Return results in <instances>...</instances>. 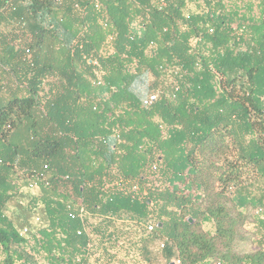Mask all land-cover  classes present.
<instances>
[{
	"label": "trees",
	"instance_id": "1",
	"mask_svg": "<svg viewBox=\"0 0 264 264\" xmlns=\"http://www.w3.org/2000/svg\"><path fill=\"white\" fill-rule=\"evenodd\" d=\"M260 181L264 0H0V264H264Z\"/></svg>",
	"mask_w": 264,
	"mask_h": 264
},
{
	"label": "rangeland",
	"instance_id": "2",
	"mask_svg": "<svg viewBox=\"0 0 264 264\" xmlns=\"http://www.w3.org/2000/svg\"><path fill=\"white\" fill-rule=\"evenodd\" d=\"M244 195L246 202H251L255 206L252 207L250 204L243 207L242 211L247 219L242 229L243 239L237 242L236 250L240 253H249L254 252L260 247L264 249V181L253 182L247 185ZM258 200H261V203H258ZM6 214L13 219L20 214V209L15 202L8 205ZM14 221L17 222V220ZM204 228L209 232L213 231L211 223H206ZM120 248L115 249V251ZM151 252L153 253V251ZM119 253L125 255V250L121 249ZM151 258L154 260H152L153 264H165L161 253L154 252L151 254Z\"/></svg>",
	"mask_w": 264,
	"mask_h": 264
},
{
	"label": "built area",
	"instance_id": "3",
	"mask_svg": "<svg viewBox=\"0 0 264 264\" xmlns=\"http://www.w3.org/2000/svg\"><path fill=\"white\" fill-rule=\"evenodd\" d=\"M154 97L151 98V100H153ZM147 104V102H146ZM157 172V167L155 165L150 166L149 171H148V179L154 180V176ZM118 187H120L122 190H124V192L128 193L129 195H131L132 197H141L142 195H144V189L143 186L140 184H131L128 186H125L124 184H119ZM83 215V211L82 209H78L75 211H71L70 212V217L72 219H76L81 218ZM142 225L145 228V231L147 233H151L155 230L156 228V224H157V220L156 217H151V218H147V219H143L141 220ZM83 231L80 230L77 232L78 235H80ZM26 233V230H23L22 234ZM164 247V242L163 241H158L155 243V248L156 250H160ZM84 264H88V263H84ZM174 264H179V261H175ZM205 264H210V263H205Z\"/></svg>",
	"mask_w": 264,
	"mask_h": 264
},
{
	"label": "water",
	"instance_id": "4",
	"mask_svg": "<svg viewBox=\"0 0 264 264\" xmlns=\"http://www.w3.org/2000/svg\"><path fill=\"white\" fill-rule=\"evenodd\" d=\"M170 264H174L173 262H171Z\"/></svg>",
	"mask_w": 264,
	"mask_h": 264
}]
</instances>
